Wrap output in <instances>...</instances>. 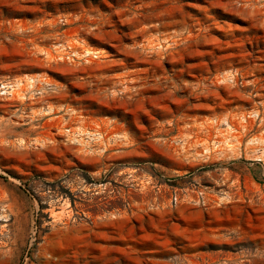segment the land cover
Masks as SVG:
<instances>
[{"label": "rangeland", "instance_id": "1", "mask_svg": "<svg viewBox=\"0 0 264 264\" xmlns=\"http://www.w3.org/2000/svg\"><path fill=\"white\" fill-rule=\"evenodd\" d=\"M8 82L0 264H264V0H0Z\"/></svg>", "mask_w": 264, "mask_h": 264}, {"label": "built area", "instance_id": "2", "mask_svg": "<svg viewBox=\"0 0 264 264\" xmlns=\"http://www.w3.org/2000/svg\"><path fill=\"white\" fill-rule=\"evenodd\" d=\"M24 83H2L0 85V95L1 96H12L15 91H17L21 86H23ZM27 86L34 87V80H30ZM41 93V92H38ZM37 93V94H38ZM177 200V199H176ZM204 201V198H203Z\"/></svg>", "mask_w": 264, "mask_h": 264}]
</instances>
